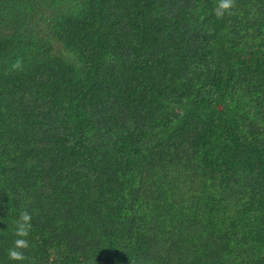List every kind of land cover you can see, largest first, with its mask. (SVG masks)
Segmentation results:
<instances>
[{"label": "trees", "instance_id": "1", "mask_svg": "<svg viewBox=\"0 0 264 264\" xmlns=\"http://www.w3.org/2000/svg\"><path fill=\"white\" fill-rule=\"evenodd\" d=\"M218 3L0 0V264H264V0Z\"/></svg>", "mask_w": 264, "mask_h": 264}, {"label": "clouds", "instance_id": "2", "mask_svg": "<svg viewBox=\"0 0 264 264\" xmlns=\"http://www.w3.org/2000/svg\"><path fill=\"white\" fill-rule=\"evenodd\" d=\"M235 0H219L217 7L214 9L217 18H222L226 11L234 7ZM23 70V61L17 58L10 66V71ZM32 215L28 211L20 213L16 221L15 236L18 237L14 240V246L8 250V259L12 261H23L26 257L22 250L29 248V241L27 237L31 232Z\"/></svg>", "mask_w": 264, "mask_h": 264}]
</instances>
